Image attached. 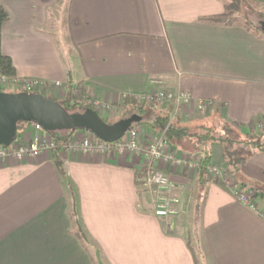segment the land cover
I'll list each match as a JSON object with an SVG mask.
<instances>
[{"label":"crops","instance_id":"crops-1","mask_svg":"<svg viewBox=\"0 0 264 264\" xmlns=\"http://www.w3.org/2000/svg\"><path fill=\"white\" fill-rule=\"evenodd\" d=\"M227 1L0 0L9 15L1 50L19 78L62 82L113 105L160 79L190 93L178 111L188 125L248 124L264 118V35L200 20ZM247 3L264 14V0ZM30 132L29 124L22 135ZM211 150L222 165L221 147ZM159 166L176 185V216L153 215L132 155L54 149L0 161V264H264V200L252 209L233 195L235 179L229 188ZM240 172L264 186V151Z\"/></svg>","mask_w":264,"mask_h":264},{"label":"built area","instance_id":"built-area-1","mask_svg":"<svg viewBox=\"0 0 264 264\" xmlns=\"http://www.w3.org/2000/svg\"><path fill=\"white\" fill-rule=\"evenodd\" d=\"M12 85L16 90L32 92L35 88H41L42 81L31 78H9L0 76L1 85ZM56 88H62V82L54 83ZM144 102H158L162 106L172 104L174 113L193 102L192 97L186 90H170L164 85L163 80L152 79L149 82L147 92L139 96ZM210 105L209 101H198L196 106L203 109ZM85 107H91L97 112L108 110L110 105L88 95ZM31 132L27 136L15 138L9 146L0 145V161L14 160L21 162L27 159L40 156L45 151L54 150L57 146L54 133L43 131L39 125L31 123ZM74 132V131H73ZM70 134L71 139L61 145L64 151H79L84 154H96L106 157L110 154L132 155L139 161V171L137 180L144 190L152 196V213L156 217H169L179 214L180 197L173 193L176 185L159 164H167L179 167L189 176L199 172L197 160L189 155L178 153L166 145L159 135H152L148 138H141L137 132L131 128L123 137L113 142H106L98 139L93 134L80 131L78 134ZM77 132V131H75ZM79 132V131H78ZM208 180H223L227 170L224 166L214 164L206 168ZM225 179V178H224ZM234 183H232L229 188ZM241 203L249 208L255 209L252 201L253 190L248 186H237L231 189Z\"/></svg>","mask_w":264,"mask_h":264},{"label":"trees","instance_id":"trees-1","mask_svg":"<svg viewBox=\"0 0 264 264\" xmlns=\"http://www.w3.org/2000/svg\"><path fill=\"white\" fill-rule=\"evenodd\" d=\"M247 6V9H244ZM244 9V10H243ZM253 13L258 22H253L247 18V14ZM8 13L0 2V76L9 78L16 77L15 67L10 56L4 54L1 50V28L3 23L8 19ZM203 22L221 24V25H241L246 30L255 34L264 35V14L248 6L247 0H228L224 5V10L220 14L205 16L200 19ZM74 90H80V94H87L84 89L74 87ZM72 89H67V96L59 103L68 111L81 110L82 105L72 99ZM0 91H2L0 87ZM46 98L56 100L50 96L38 92V88L32 90ZM125 110L130 107L138 108L139 112L144 115L143 120L138 125H145L159 135L164 143L178 153H183L194 157L199 166L201 178L207 177L206 168L211 164L212 150L211 143H217L222 150L223 166L240 182L252 188V201L257 206L256 200H264V186L257 182L247 180L241 174V167L247 162L249 157L258 151H264V118H259L248 124L241 122L227 121L220 119L209 123L203 122L194 125H188L179 114H174V106L167 104L160 105L158 102H142L137 105L138 98L124 95L121 99ZM99 113V112H98ZM100 114V113H99ZM30 122H20L17 125L16 138L21 137ZM243 126L247 127L245 132L241 131ZM80 131V130H79ZM73 131H57L53 134L57 146L55 149H61V145L71 139ZM223 184V183H221ZM72 220V214L70 215ZM80 240L84 239L81 230L73 232Z\"/></svg>","mask_w":264,"mask_h":264},{"label":"water","instance_id":"water-1","mask_svg":"<svg viewBox=\"0 0 264 264\" xmlns=\"http://www.w3.org/2000/svg\"><path fill=\"white\" fill-rule=\"evenodd\" d=\"M141 121V115L132 113L109 123L91 107L68 111L56 100L36 92L0 91V145L3 146H9L16 138L20 122L37 124L47 133L82 130L113 142Z\"/></svg>","mask_w":264,"mask_h":264},{"label":"rangeland","instance_id":"rangeland-1","mask_svg":"<svg viewBox=\"0 0 264 264\" xmlns=\"http://www.w3.org/2000/svg\"><path fill=\"white\" fill-rule=\"evenodd\" d=\"M33 79H35V78H33ZM36 80H38V79H36ZM42 82H43V85H42L41 88L40 87L38 88V92L43 93L44 95H47V96H50V97L56 99L57 102L61 101L63 98H65L67 96V94H68L67 91L68 90L66 89L65 85L60 89V88H56L55 87V85H54L55 81L52 82V83H48V82H45V81L42 80ZM0 87H1L2 91H8V92L20 91V90H16V87L12 86V85H4L3 84ZM72 88L73 87H71L70 89H72ZM71 91H72V96H71L72 99L76 100L79 103L81 102L80 104L82 105V108H81V110H82L85 107V103H86V100L88 98V94H84L83 93V95H81L79 93L80 90L72 89ZM136 98H138V100H139L138 103H136L137 105H140V104H142V102H144L143 100L139 99V96H136ZM109 105H110V108L108 110H104V111L99 112L100 113L99 115L105 121H107L109 123L110 122H114V121H116L119 118H123V117L129 116L132 113H138L139 115L142 116V120H143V116L144 115H142L139 112V109L136 108V107L135 108L130 107L129 108L130 110H125V107L123 106L122 101H119L116 105H113V104H109ZM77 111H79V110H77ZM136 125H134L132 128L137 132V134L140 135V137H141V133L145 132V131L149 132V133L151 132L148 137L152 136L153 134L156 135L154 132H152L153 130L152 131L146 130L147 127L145 125H143V124L142 125H138V126H136ZM76 131H79V130H76ZM80 131H82V130H80ZM21 136H23V135H21ZM114 155H116V154H114ZM211 164H213V163H211ZM214 165L223 166V164L222 165L214 164ZM226 173L227 174L224 175L223 180L219 179L218 183L219 184L223 183V185H225V186H228V185L230 186L232 183H234V178L232 177V175L228 171Z\"/></svg>","mask_w":264,"mask_h":264}]
</instances>
